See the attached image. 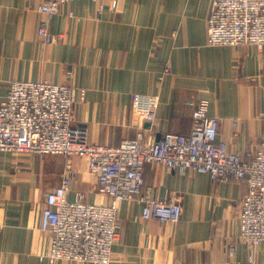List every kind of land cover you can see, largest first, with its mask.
I'll return each instance as SVG.
<instances>
[{
    "label": "crops",
    "instance_id": "0c3cea01",
    "mask_svg": "<svg viewBox=\"0 0 264 264\" xmlns=\"http://www.w3.org/2000/svg\"><path fill=\"white\" fill-rule=\"evenodd\" d=\"M209 12L210 0H118L115 9L75 0L49 21V31L62 39L46 45L37 37L36 4L0 0V103L12 81L68 83L85 92L73 107L75 123L91 143L112 146L138 135L134 94L160 99L154 122L141 131L144 139L188 134L186 102L206 100L228 150H255L264 141V50L208 46ZM67 163L73 174L66 199L80 193L85 202L107 203L94 193L95 178L82 160L0 153V264H50L39 259L51 240L39 230L40 212ZM143 178L155 196L179 194L181 220L145 222L138 202L119 203L110 264H264V244L230 248L246 193L242 182L214 184L203 174L154 165Z\"/></svg>",
    "mask_w": 264,
    "mask_h": 264
},
{
    "label": "built area",
    "instance_id": "2783aa9c",
    "mask_svg": "<svg viewBox=\"0 0 264 264\" xmlns=\"http://www.w3.org/2000/svg\"><path fill=\"white\" fill-rule=\"evenodd\" d=\"M29 1L42 17L39 40L46 45L61 41L62 34L49 31V21L61 6L75 0ZM86 1L106 2L112 9L118 4V0ZM206 43L264 50V0H210ZM84 98L83 90L68 83L12 81L0 103V153L82 160L95 178L94 193L107 200L92 204L77 193L68 201L73 169L67 163L60 186L45 195L40 212L39 230L51 238L49 251L40 260L110 264L119 239L118 205L123 201L140 204L142 221L177 224L182 216L179 194L170 191L158 197L144 187V169L153 165L179 175L203 174L214 184L242 182L246 193L240 204L239 231L230 248L241 244L253 250L264 244V141L243 155L230 152L218 139L219 119L209 116L206 100L186 102L192 109L188 134L144 139L141 131L154 122L160 99L134 94L131 108L138 135L117 145H97L73 119L74 104ZM259 117L264 120V114Z\"/></svg>",
    "mask_w": 264,
    "mask_h": 264
},
{
    "label": "rangeland",
    "instance_id": "374dc122",
    "mask_svg": "<svg viewBox=\"0 0 264 264\" xmlns=\"http://www.w3.org/2000/svg\"><path fill=\"white\" fill-rule=\"evenodd\" d=\"M29 1V0H28ZM30 2V1H29ZM32 3H34V2H32Z\"/></svg>",
    "mask_w": 264,
    "mask_h": 264
}]
</instances>
